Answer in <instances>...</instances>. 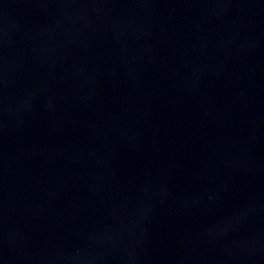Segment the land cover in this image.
<instances>
[{
    "label": "water",
    "instance_id": "water-1",
    "mask_svg": "<svg viewBox=\"0 0 264 264\" xmlns=\"http://www.w3.org/2000/svg\"><path fill=\"white\" fill-rule=\"evenodd\" d=\"M0 264H264V0H0Z\"/></svg>",
    "mask_w": 264,
    "mask_h": 264
}]
</instances>
